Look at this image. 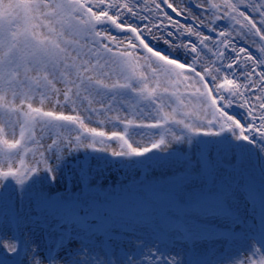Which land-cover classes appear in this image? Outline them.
I'll return each instance as SVG.
<instances>
[{
  "label": "snow or ice",
  "instance_id": "obj_1",
  "mask_svg": "<svg viewBox=\"0 0 264 264\" xmlns=\"http://www.w3.org/2000/svg\"><path fill=\"white\" fill-rule=\"evenodd\" d=\"M117 165L178 168L159 187L198 215L110 244L91 180ZM234 260L264 264V0H0V264Z\"/></svg>",
  "mask_w": 264,
  "mask_h": 264
},
{
  "label": "rangeland",
  "instance_id": "obj_2",
  "mask_svg": "<svg viewBox=\"0 0 264 264\" xmlns=\"http://www.w3.org/2000/svg\"><path fill=\"white\" fill-rule=\"evenodd\" d=\"M177 2H181V0H177ZM161 7H164L166 11H170L169 13L174 18H176L175 14L171 13V10L167 9L165 5L161 4ZM144 14L149 15V16L152 15L147 12H145ZM177 19H180L181 22H184L183 18H177ZM121 114L126 115V112L122 111ZM93 126L95 125L93 124ZM106 130L111 131L112 125L108 124L106 126ZM137 131H141V130H137ZM143 131H148V130H143ZM171 147L175 148L177 147V145L173 144ZM169 150L171 149L166 150L164 154H166V152ZM109 159L116 160L117 158L109 156ZM177 170L178 168L170 167L167 165L164 167L156 168L155 170H149L147 168H143V169L141 168H122L121 166L117 165L115 167L108 168L107 171L103 173H99V172L96 173L95 177L91 180L93 191L99 193L102 201L104 197H109V200L107 203H102L99 209V215L100 217H103L104 220L109 222L111 225H115L116 229H118V231L112 232L111 241H108V238L104 236L103 229L97 232L98 238L101 241H108L110 244L116 245L118 243L119 246L126 247L128 245L129 240L135 241L136 236H141L140 229L134 228L133 219L137 220V222H141L142 219L144 218L148 219L149 216L144 217L143 215H140L142 210H145V209H140L135 204L133 205V203H129L128 202V198H130L129 195L135 192L136 193L138 192L139 194L144 192L145 196H148V198L150 199L153 198L154 201L166 200L168 202L169 200L168 193L162 190L159 186L165 182L164 178L171 179L172 173L176 172ZM142 181H144V185L141 186L140 183ZM72 183H73V190H78L79 185L77 184V181L74 179ZM53 191H56V190L53 189ZM59 191L62 193L63 184L59 186ZM136 201H137V198H135V196L132 197V202H136ZM169 203H171L174 210L180 214H183L184 213L183 210L185 209H187L191 213L192 212L197 213L194 207L188 208L185 205H180L179 207H177L170 200H169ZM146 204H147V209H150V208L157 209V211L161 215L159 217V220L157 219L156 220H157V223H160L162 225L163 227L162 229H166L169 226L170 222H178V221L183 220L182 219L183 217L181 215H180L181 217L179 215H175L172 218H167L163 216L162 215L164 211V209H162L163 206H159L161 208L152 207L149 201H147ZM241 209L243 211V203L241 204ZM23 210L26 213L32 211L29 208V205L27 203L23 205ZM105 213H107V216H105ZM155 224L156 223L153 222L151 225L153 227H156ZM151 225L148 224V227L149 226L151 227ZM154 230L159 231V229L157 228H155ZM29 231H31V227H29ZM218 236H224V235L218 234ZM33 238L35 239L37 244L43 245L44 236L39 228L35 230L33 234ZM121 238H126L127 239L125 240L126 242L124 240H121ZM224 239L228 240L225 236H224ZM233 239H240L239 230H237V235L234 236L232 240H229V241L231 242L233 241ZM237 247H239V245H231L230 243L225 248H222L216 254L218 255L222 252H228L229 248H237ZM9 255H12V254L9 253ZM201 258H214V254H210V255H207L206 257H201ZM113 260H115L114 257H113ZM233 264H237V263L233 262Z\"/></svg>",
  "mask_w": 264,
  "mask_h": 264
},
{
  "label": "bare ground",
  "instance_id": "obj_3",
  "mask_svg": "<svg viewBox=\"0 0 264 264\" xmlns=\"http://www.w3.org/2000/svg\"><path fill=\"white\" fill-rule=\"evenodd\" d=\"M168 12H170V11H168ZM140 194L138 192L137 193L135 192V193L129 195L130 198H128V202L129 203H133V205L135 204L140 209H145V210H142L140 215H143L144 217H148L149 216L148 217L149 220L144 218V219H142L141 222H137V220L133 219L134 220V222H133L134 228H139L140 229L141 236H147V235L152 234V232L155 231L154 230L155 228H157L159 230H161L163 228L160 223H157V220H159V217L161 215L159 214L157 209H153V208L147 209V204H146L147 201H149V203L152 205V207H155V208H161L159 206H163L162 209H164V211H163L162 215L167 217V218H172L175 215H179V216L181 215L184 218V213L180 214V213L176 212L174 210V208L172 207L171 203H169V200H168V202L166 200L154 201L153 198L150 199V198H148V196H145L144 192L140 193ZM134 196H135V198H137L136 202H132V197H134ZM191 214L198 215V213H196V212H194V213L192 212ZM153 222L156 223L155 224L156 227H153L151 225ZM215 223L219 224L220 222L219 221H215ZM148 224L151 225V227L150 226L148 227ZM121 240L125 241L127 239L126 238H121ZM134 242L137 243V244L141 243L140 241H136V240ZM230 243H231V245H239V247H237V248H229L228 253H236V250L238 248L243 250L242 249V241L240 239H233V241L230 242L229 240L224 239V236H218V234L212 235L210 240H209V238L205 237V239H203V240H201L199 242L198 248H199V251L202 254H204V255H202V257H206L207 255H210V254H216L222 248H225ZM177 244L179 246H181V247H187L188 249H191V245H190L189 242H186V241H183V240H178ZM116 245H118V243ZM153 251H154V249H153ZM233 262H235L237 264H240V262L238 260H234Z\"/></svg>",
  "mask_w": 264,
  "mask_h": 264
},
{
  "label": "water",
  "instance_id": "obj_4",
  "mask_svg": "<svg viewBox=\"0 0 264 264\" xmlns=\"http://www.w3.org/2000/svg\"><path fill=\"white\" fill-rule=\"evenodd\" d=\"M140 185H141V186L144 185V181H142V182L140 183Z\"/></svg>",
  "mask_w": 264,
  "mask_h": 264
}]
</instances>
